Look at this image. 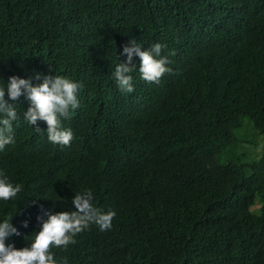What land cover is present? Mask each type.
<instances>
[{"label":"trees","instance_id":"1","mask_svg":"<svg viewBox=\"0 0 264 264\" xmlns=\"http://www.w3.org/2000/svg\"><path fill=\"white\" fill-rule=\"evenodd\" d=\"M132 40L162 44L172 74L148 83L134 55L123 93L111 73ZM46 75L82 85L61 120L74 138L50 143L15 101L0 172L23 188L0 200L20 232L6 245L29 247L38 215L90 190L112 228L53 248L58 264H264V146L246 150L264 134V0H0V87Z\"/></svg>","mask_w":264,"mask_h":264},{"label":"clouds","instance_id":"2","mask_svg":"<svg viewBox=\"0 0 264 264\" xmlns=\"http://www.w3.org/2000/svg\"><path fill=\"white\" fill-rule=\"evenodd\" d=\"M130 45L123 47V55L127 61L119 63L111 73L117 87L123 93H132L133 77L131 73L136 66L132 64L133 56L139 57L140 78L148 83L159 84L165 74H172V69L167 67L170 61L161 56L160 43L151 45L147 50H141V45L134 40ZM36 79H41L37 75ZM82 85L62 76L46 75L42 82L33 85L29 80L17 76L9 77L4 87H0V153L7 145L14 144L13 122L18 119L14 107L15 101L22 95L29 101V107L24 112V120L29 125H38L43 121L47 125L46 135L50 143L62 147L69 146L74 138L71 129H65L61 120H68L79 107L78 91ZM14 103H8V100ZM37 132L41 129L35 127ZM23 186L9 182L3 172H0V200L9 201L17 197ZM93 193L88 190L77 193L72 199L74 211H60L52 213L44 211L37 216L40 224L39 231L34 232L29 247L17 249L14 245H6L9 236H19L20 232L10 220L0 222V264H58L52 252L53 248L67 250L69 245L77 241L75 237L86 230L91 224H95L101 231L111 230L112 221L116 215L114 211L105 212L95 207L92 203ZM46 217V218H45ZM25 221L23 227H27ZM59 264H68L67 257L59 261Z\"/></svg>","mask_w":264,"mask_h":264},{"label":"rangeland","instance_id":"3","mask_svg":"<svg viewBox=\"0 0 264 264\" xmlns=\"http://www.w3.org/2000/svg\"><path fill=\"white\" fill-rule=\"evenodd\" d=\"M257 137V146H249V148L247 147L246 150L248 151V153H256L262 151V147L264 146V134H258L257 132L254 131H249L247 133V139H253L254 137ZM259 150V151H258Z\"/></svg>","mask_w":264,"mask_h":264}]
</instances>
